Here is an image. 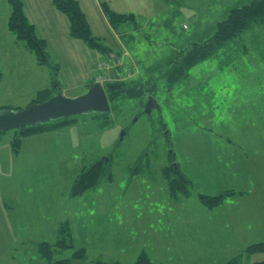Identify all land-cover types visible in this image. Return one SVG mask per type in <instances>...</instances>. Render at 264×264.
Here are the masks:
<instances>
[{
    "label": "rangeland",
    "instance_id": "374dc122",
    "mask_svg": "<svg viewBox=\"0 0 264 264\" xmlns=\"http://www.w3.org/2000/svg\"><path fill=\"white\" fill-rule=\"evenodd\" d=\"M253 1L162 4L151 25L137 18L138 29L120 31L122 77L147 85V96L119 99L110 116H77L65 128L24 138L18 154L19 132H0V264H48L38 246L56 243L66 221L75 248L86 252V260L72 264H135L141 254L154 264L264 260L246 253L264 242V25L173 85L159 74L176 51L210 39L232 10ZM2 30L3 19L0 110H24L39 90H56L57 77L25 42ZM89 89L56 91L73 100ZM149 94L158 104L150 113ZM98 161H107L112 181L73 198L76 178ZM168 167L191 181L188 197L171 196ZM227 191L241 196L213 210L201 205L199 196ZM73 253L57 252L55 260Z\"/></svg>",
    "mask_w": 264,
    "mask_h": 264
},
{
    "label": "trees",
    "instance_id": "16d2710c",
    "mask_svg": "<svg viewBox=\"0 0 264 264\" xmlns=\"http://www.w3.org/2000/svg\"><path fill=\"white\" fill-rule=\"evenodd\" d=\"M11 8V15L7 22L8 30L15 35V37L26 46L35 52L38 62L41 65L50 66L54 75H57L58 66L52 64L47 50L45 41L41 40L34 29L29 23L23 4L20 0H3ZM54 7L61 13L67 16L71 24V37L73 39L83 41L91 50L108 58L113 51L106 45V43L95 37L91 31L87 18L81 10L79 4L75 0H53ZM102 11L108 20L109 25L116 31L124 25L137 26V19L134 15H118L112 12L106 4L102 5ZM256 24L264 25V0H256L252 3L245 5L241 8L234 9L230 12L228 18L217 25L214 36L206 41L192 43L184 50L176 51L174 56L167 60L166 66L163 67V72L160 76L167 77L166 80L169 84L173 85L176 82L188 77L189 71L198 63L204 62L214 57L219 50L226 44L240 38L247 30L252 29ZM121 60V55L116 54ZM109 59V58H108ZM121 66L114 67V71L121 76L120 80L116 76L110 82L105 84V91L109 102L112 105L123 97H143L148 95L146 91L147 85L133 84L130 85L127 80L122 77ZM2 75L0 74V83ZM94 82L91 81L89 87L91 88ZM154 90L156 89L153 87ZM60 91L58 84L57 91ZM54 88L43 90L37 93L36 98L32 104H39L48 101L56 93ZM150 95V94H149ZM150 96L154 97V94ZM4 110H10L3 108ZM0 110V111H2ZM105 117L110 115H104ZM74 117L69 119H62L60 121L51 122L44 125H36L25 128L23 131L17 130L20 134V139H17L13 144L14 154H18L22 146V139L35 135H42L52 132L74 123ZM173 162V156L171 157ZM106 161H98L88 169H84L82 173L76 178L71 189V196L78 198L84 195L87 191L96 189L103 181H112V176L107 171ZM179 169V168H178ZM168 167L165 169L164 178L168 182L169 191L172 197H177L178 192L181 195L188 197L187 188L191 185V181L180 170ZM240 195L234 191H227L218 194L215 197L199 196L202 206L209 210H213L221 206L227 197ZM58 238L56 243L48 244L42 243L38 246V252L42 259L47 261L48 264H72L74 261L86 260V252L84 249H76L74 245V235L69 222L62 223L57 232ZM66 250H73L74 253L71 259L55 260L57 252H64ZM246 253L253 255L257 253L264 254V242L256 243L247 248ZM121 264V263H115ZM135 264H154L146 254H141ZM227 264H239L237 259L229 261ZM254 264H264V260Z\"/></svg>",
    "mask_w": 264,
    "mask_h": 264
},
{
    "label": "crops",
    "instance_id": "0c3cea01",
    "mask_svg": "<svg viewBox=\"0 0 264 264\" xmlns=\"http://www.w3.org/2000/svg\"><path fill=\"white\" fill-rule=\"evenodd\" d=\"M20 1L23 4L25 15L29 23L34 27L37 36L45 41L51 63L58 66L56 77L62 91L64 89H89V84L100 63L96 52L91 50L83 41L71 37L70 21L66 15L54 7L53 0ZM75 1H77L85 14L93 35L103 40L113 51V54L119 55H122L120 54V49L123 46L121 43V36L123 35H121L120 31L123 26L115 31L109 25L101 8L103 4H106L112 12L118 15H134L136 19L138 18L141 21V24L148 26L151 25L154 18L158 17L159 13L157 14V10L162 4L169 5L178 1L185 2V0ZM10 9V6L5 1L0 0V20H4V30H8L7 22L10 17ZM135 28L138 29V25ZM4 30H2L1 35L6 32ZM8 51L10 50L8 49ZM123 57L121 56V60ZM48 89L51 88H43L37 93Z\"/></svg>",
    "mask_w": 264,
    "mask_h": 264
},
{
    "label": "water",
    "instance_id": "95a60500",
    "mask_svg": "<svg viewBox=\"0 0 264 264\" xmlns=\"http://www.w3.org/2000/svg\"><path fill=\"white\" fill-rule=\"evenodd\" d=\"M109 59L115 67L120 65V60L116 55L110 54ZM116 79H120V74L117 72ZM148 100L147 111L150 113L158 104L152 97H149ZM89 114L99 116L111 114V105L105 88L100 84L94 85L85 95L73 100L66 99L61 93H57L48 101L32 104L24 110L0 111V132L23 131L27 127Z\"/></svg>",
    "mask_w": 264,
    "mask_h": 264
},
{
    "label": "built area",
    "instance_id": "2783aa9c",
    "mask_svg": "<svg viewBox=\"0 0 264 264\" xmlns=\"http://www.w3.org/2000/svg\"><path fill=\"white\" fill-rule=\"evenodd\" d=\"M101 73L98 75L97 77V81L98 82H105L108 80V77L106 76V70L109 69L108 64L106 63H101L100 67H99Z\"/></svg>",
    "mask_w": 264,
    "mask_h": 264
}]
</instances>
